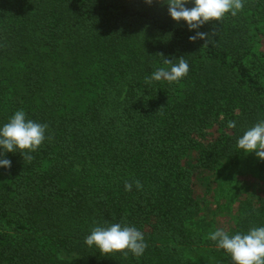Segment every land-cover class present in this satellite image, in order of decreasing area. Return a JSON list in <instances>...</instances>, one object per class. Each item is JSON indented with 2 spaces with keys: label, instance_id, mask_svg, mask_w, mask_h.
<instances>
[{
  "label": "trees",
  "instance_id": "16d2710c",
  "mask_svg": "<svg viewBox=\"0 0 264 264\" xmlns=\"http://www.w3.org/2000/svg\"><path fill=\"white\" fill-rule=\"evenodd\" d=\"M243 3L198 29L206 43L155 0H0V123L23 109L51 137L0 168V264H232L207 239L217 219L264 226V186L238 181L264 180L236 148L264 119V0ZM180 57L181 80L150 79ZM111 223L144 254L85 245Z\"/></svg>",
  "mask_w": 264,
  "mask_h": 264
},
{
  "label": "clouds",
  "instance_id": "9594fccd",
  "mask_svg": "<svg viewBox=\"0 0 264 264\" xmlns=\"http://www.w3.org/2000/svg\"><path fill=\"white\" fill-rule=\"evenodd\" d=\"M151 5L154 0H144ZM167 7L169 17L174 22H183L189 31L195 32L189 37L190 42L202 40L214 42L208 33L198 31L209 22H218L226 14L236 16L244 7L243 0H155ZM191 4L192 7H187ZM175 61V62H174ZM174 61L164 59L163 66L156 68L150 79L178 82L189 72V63L180 57ZM227 127L234 129L236 123L229 121ZM48 126L29 119L23 109L16 110L7 120L0 123V168L9 169L11 161L7 153H20L23 158L32 159L31 153L37 151L46 138ZM236 148L245 155L254 153L264 161V119L258 120L237 137ZM137 190L141 188L139 181H134ZM132 184L125 182L126 191L132 190ZM207 239L223 250L232 264H264V226L250 227L247 232L229 233L224 228H216L208 233ZM88 247H95L100 253H131L136 257L144 254L147 243L143 233L134 225L111 223L106 226L96 225L85 237Z\"/></svg>",
  "mask_w": 264,
  "mask_h": 264
},
{
  "label": "rangeland",
  "instance_id": "374dc122",
  "mask_svg": "<svg viewBox=\"0 0 264 264\" xmlns=\"http://www.w3.org/2000/svg\"><path fill=\"white\" fill-rule=\"evenodd\" d=\"M244 171L245 172L250 171V173L252 174H248V175L250 176L252 175V176L251 177L248 175L238 176V181H242L243 186H246L244 183L250 184V185H247V187L252 188L253 190H256L258 194H261V188L264 186V180L263 179L261 180L260 177L259 178L255 177L256 173L253 174V172L250 169L249 170L245 169ZM261 176L264 177V173H262ZM217 221H219L218 226L220 228L226 229L228 227L227 217L218 218Z\"/></svg>",
  "mask_w": 264,
  "mask_h": 264
}]
</instances>
